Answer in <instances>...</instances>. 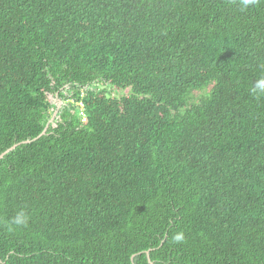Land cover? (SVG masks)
<instances>
[{"label": "trees", "instance_id": "trees-1", "mask_svg": "<svg viewBox=\"0 0 264 264\" xmlns=\"http://www.w3.org/2000/svg\"><path fill=\"white\" fill-rule=\"evenodd\" d=\"M261 76L264 0H0V264H264Z\"/></svg>", "mask_w": 264, "mask_h": 264}, {"label": "clouds", "instance_id": "clouds-1", "mask_svg": "<svg viewBox=\"0 0 264 264\" xmlns=\"http://www.w3.org/2000/svg\"><path fill=\"white\" fill-rule=\"evenodd\" d=\"M258 2V0H242V5L244 7H247L248 5H252V4H256ZM253 92H258L260 94H264V76H261L259 79H257L253 85ZM28 222V218L26 216V214L21 211L18 212L12 219L11 221V225L14 226H24L26 225ZM10 225V227H11ZM184 240V234L183 232H177L174 236H173V241L174 242H183Z\"/></svg>", "mask_w": 264, "mask_h": 264}, {"label": "water", "instance_id": "water-1", "mask_svg": "<svg viewBox=\"0 0 264 264\" xmlns=\"http://www.w3.org/2000/svg\"><path fill=\"white\" fill-rule=\"evenodd\" d=\"M58 100H59V105H58L57 109L55 110V112L53 113V116H52V118L49 120V122H48V124L46 125L45 129L42 131V133L39 134V135H38L37 137H35L34 139L26 140V141H24V142H22V143H29V142L35 141V140L39 139L40 137L44 136V135L47 133V131H48L49 127H50V124L52 123L53 120L56 119V117H57V115H58V113H59V110H60L61 107H62V103H63V101H62L61 99H58ZM22 143L14 144L13 146H11V147L8 148L7 150H5L2 154H0V161H1V159H3V158H4V157H5L10 151L16 149V148H17L20 144H22ZM147 255H148V260H149L150 264H155L154 261L151 259L150 251H149V250L147 251Z\"/></svg>", "mask_w": 264, "mask_h": 264}, {"label": "rangeland", "instance_id": "rangeland-1", "mask_svg": "<svg viewBox=\"0 0 264 264\" xmlns=\"http://www.w3.org/2000/svg\"><path fill=\"white\" fill-rule=\"evenodd\" d=\"M210 91V87L204 89V90H195L192 92V95H191V103H198L200 102L202 96L206 95L208 92ZM129 92V90H127V93ZM124 93L121 92V93H118L117 95L118 96H121L123 95ZM51 100L53 102H57L58 101V105H59V100L56 101V99L53 98V96H51ZM62 106H63V103H62ZM150 251V250H149ZM151 252V251H150ZM135 255H133L134 257ZM152 259V258H151Z\"/></svg>", "mask_w": 264, "mask_h": 264}, {"label": "built area", "instance_id": "built-area-1", "mask_svg": "<svg viewBox=\"0 0 264 264\" xmlns=\"http://www.w3.org/2000/svg\"><path fill=\"white\" fill-rule=\"evenodd\" d=\"M80 105H81V112H80V114H81V116H82V119L84 120V121H86L87 120V115H86V113H85V111H84V102H80Z\"/></svg>", "mask_w": 264, "mask_h": 264}]
</instances>
